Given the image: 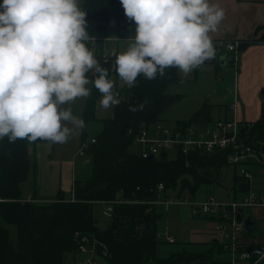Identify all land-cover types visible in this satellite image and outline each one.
Listing matches in <instances>:
<instances>
[{
    "label": "trees",
    "instance_id": "1",
    "mask_svg": "<svg viewBox=\"0 0 264 264\" xmlns=\"http://www.w3.org/2000/svg\"><path fill=\"white\" fill-rule=\"evenodd\" d=\"M81 10L86 22H98L102 28L111 18L119 26H127L128 18L120 0H83ZM102 67L111 72V63L101 59ZM199 67V66H198ZM197 67V68H198ZM195 68V70L197 69ZM93 80L96 75L87 74ZM180 80L179 69H165V75L148 80L142 74L135 86L124 85L120 103L114 106V115L101 120V129L85 149L89 156V176L74 178L72 192L59 190L55 198L36 201L37 161L29 154V146L43 139H18L10 142L0 139V264H65L78 258V234L94 233L109 250L104 258L109 264H199L223 263L218 258L223 244L213 240L206 249L188 250L184 246L167 256L156 254L159 223L165 216L164 205L146 201L156 197V187L163 183L166 190L181 196L185 190L194 194L202 182H214L220 166L226 163L223 151L203 154L195 151L174 157L147 159L136 154L134 139L145 125L158 122L163 113L181 99L179 93H167L166 87ZM99 91L93 87L86 98L82 118L85 127L93 118V108ZM134 109V110H133ZM211 120V106L205 101L187 121L177 124ZM242 135L248 142L264 139V103L261 116ZM127 123L125 133H121ZM203 172H202V171ZM211 170H214V175ZM33 175L32 199L22 197V183ZM237 175V174H236ZM240 187L248 183L237 175ZM170 189V191H169ZM123 199L113 204L110 221L100 226L95 217L99 200ZM16 226L15 238H10L9 227ZM247 226V228H250Z\"/></svg>",
    "mask_w": 264,
    "mask_h": 264
},
{
    "label": "clouds",
    "instance_id": "2",
    "mask_svg": "<svg viewBox=\"0 0 264 264\" xmlns=\"http://www.w3.org/2000/svg\"><path fill=\"white\" fill-rule=\"evenodd\" d=\"M134 21L135 35L116 56L115 71L132 88L176 67L186 76L215 56L210 37L224 10L209 0H120ZM86 12L78 0L0 2V139L68 142L85 127L82 117L63 105L87 98L92 86L101 108L118 105L109 69L85 41ZM95 70V79L87 74ZM134 110V109H133Z\"/></svg>",
    "mask_w": 264,
    "mask_h": 264
},
{
    "label": "built area",
    "instance_id": "3",
    "mask_svg": "<svg viewBox=\"0 0 264 264\" xmlns=\"http://www.w3.org/2000/svg\"><path fill=\"white\" fill-rule=\"evenodd\" d=\"M2 2V0H0ZM90 38V37H89ZM92 38L84 43H91ZM216 51H226L228 61L235 72L232 93V102L229 107L233 110L232 118L225 117L207 122H193L189 125L173 123L172 125L160 122L143 126L134 139V152L143 158L153 155L154 158L161 157V152H166V157H174L177 154H188L199 151L203 154H212L223 151L226 163L236 169V174L243 178L248 186L245 189L238 187L235 195L228 200H217L210 195L204 200L196 201L188 198L174 199L176 195L164 197L166 190L163 183L156 187V197L150 200H129L146 201L150 203L169 205L173 202L188 204L190 214L195 217H210L215 220V228L221 233V243L228 255L229 264H264V242L250 243L244 238L248 231L245 220L248 217L244 214L245 208H264V191L253 188L251 185L250 167H264V139L248 142L243 133L250 127L251 122L239 120L237 116L238 89L237 72L239 69V54L242 41L239 39L217 38L213 39ZM116 51H102L100 59L110 62L111 68L115 69ZM118 96L121 93L117 92ZM244 129V132H242ZM82 141L79 154H85V149L91 141ZM181 149V152L178 150ZM175 196V197H174ZM0 200H2L0 198ZM124 201L123 199L99 200L97 203L107 205L105 213L113 214V204ZM241 218H238V215ZM161 240L174 242L175 239L169 233L164 237L158 233ZM78 258L74 264H98L108 253L107 245L94 233L78 234Z\"/></svg>",
    "mask_w": 264,
    "mask_h": 264
},
{
    "label": "rangeland",
    "instance_id": "4",
    "mask_svg": "<svg viewBox=\"0 0 264 264\" xmlns=\"http://www.w3.org/2000/svg\"><path fill=\"white\" fill-rule=\"evenodd\" d=\"M78 3L81 4V0H78ZM135 22L130 21L128 19L127 26H123L120 28H115L118 30L113 31V28H107L106 31H101L97 27V21L95 20H88L86 22V31L89 34V37L92 38L91 44L95 48H89L94 54V57L96 58V52L98 54H101V49L105 48V43L107 37H103L106 35H112L114 37L119 36L123 37L118 42L119 44V51L121 50V45L127 49L129 44L131 43L130 40H128L129 37H134L135 35ZM213 43V41H212ZM106 51H113L111 49H107ZM115 51V50H114ZM216 65H218L216 63ZM215 69L219 70L215 67V64L212 66H208L207 71H204L203 73H200L196 75L193 71L188 74L187 76L181 71V79L177 82L170 83L166 87L167 93H179L182 95L181 99L174 103L172 107H170L166 112L163 113V116L158 121L162 124L166 125H172L173 123H178L180 121H187L188 117L196 108L199 107L200 104H202L205 100L208 101H228L229 104L232 102V93H227L226 97H223L222 95H216V92L214 91L216 89L215 82L213 81L215 77ZM222 71L221 74L223 75V78L220 77L219 73L216 75L218 76V79L222 80L225 86L232 87L234 83V73L233 68L230 66L227 70ZM257 70L254 69V95L250 97V93L246 94L242 89L237 87L238 89V106H237V116L239 120H250L251 118H254V96L258 95V98L260 100L264 101V71L256 72ZM115 69L111 68V72L109 74V78L114 83L113 93L115 94V85L117 81L118 89L120 85L123 83V81L120 79V77L116 76ZM192 79H189V78ZM91 80V79H90ZM86 87L91 89V92L93 90L92 84L86 85ZM90 92V94H91ZM210 94V97L208 96ZM102 97V94L99 93L95 100L94 104V110H93V118L90 119L86 124V135L84 137V141H89L92 136L98 132L101 126V120L104 118H110L114 115V106L111 107L108 110H104L100 106V99ZM86 98H77L74 102H70L69 104L63 105L62 107H71L73 114L76 116H81L83 104L85 103ZM85 105V104H84ZM233 116V110L229 108V114L228 117L232 118ZM190 118V117H189ZM175 119H187V120H179L174 121ZM96 136V135H95ZM69 143L70 140H69ZM69 149L71 148V145L68 146ZM83 167L78 168V176H89L91 174V169L89 165L87 164L89 161V156L84 155L83 158ZM237 167L224 163L222 166H220V171H218L216 181L215 182H202L198 189L195 191L194 194L190 193V191L187 189L184 191V193L181 194V196H174V199H183L188 198L190 200H204L210 195H213L217 200H228L232 198L231 192L233 187V174L234 170H236ZM202 171V170H201ZM214 170H211L212 174L214 175ZM203 172V171H202ZM251 172V185L253 188L259 189L264 191V177H260L258 174L257 167L251 166L250 167ZM27 181V180H26ZM25 182L22 183V188L24 185H26ZM170 191V189H169ZM176 191L171 192L170 195H176ZM231 196V197H230ZM22 197H24L22 193ZM230 197V198H229ZM26 199V198H25ZM36 201H40L37 200ZM165 209V216L159 223V230L161 232V236L164 237V233L170 230V232L174 235L176 238V242H167V241H160L157 244L156 252L160 256L167 255L171 250L181 249L180 246L185 243L187 240H198L199 238H203V240H211L213 238H221V233L215 229V220L210 217H195L190 214V208L188 204H183L180 202H173L169 205L163 206ZM107 208V205H103L101 203H97L95 205V217L97 220L98 225L103 226L107 224L111 216L107 215L105 213V210ZM251 208H245L244 214L246 215L247 212L250 211ZM262 212H264V208L260 207H254V228H251V230H254V234H259L261 231L262 234H264V217L261 219V217H258ZM3 225L9 227L10 229V238L13 239L16 236V226L14 224H9L4 222ZM168 233V232H167ZM209 236V237H207ZM194 248L196 249H206L207 245L200 244L199 242L196 243ZM188 250H195L189 246H184ZM65 264H74V262H71L70 256L68 255ZM98 264H109L107 260L100 259Z\"/></svg>",
    "mask_w": 264,
    "mask_h": 264
},
{
    "label": "crops",
    "instance_id": "5",
    "mask_svg": "<svg viewBox=\"0 0 264 264\" xmlns=\"http://www.w3.org/2000/svg\"><path fill=\"white\" fill-rule=\"evenodd\" d=\"M82 2L83 0H81V4H79L80 8ZM209 2L212 4L219 5L224 10V18L221 21V23L218 25L217 30L209 34L211 39L213 40L217 38H229V39H239L242 41L241 51L239 54V69L237 72V87L239 86V88L242 89L246 94L250 93V97H252L254 95V69L257 70L256 71L257 73L264 71V0H209ZM97 27H98V22H97ZM120 27L123 26H119L116 23L113 25L110 24V22H108L104 24L102 28L99 27L98 28L101 29V31H106L107 28H113V31L111 32H115V30H118L115 28H120ZM103 37H107L108 39H106L105 48H102L100 50L101 52L107 49H111L113 51L114 50L116 51V56H117L118 54L126 50V48H124L121 45V50L119 51L118 42L123 37H119V36L114 37L113 34L106 35ZM85 44L86 47L95 48L91 43H85ZM221 56H225L223 60L224 61L223 64H220L218 61L216 62L218 65H216V63H203L196 70L194 69L193 72L196 75H198L200 73H203L204 71H207L208 66L210 65L212 66L213 64H215V67L218 68L219 70L215 69L216 73L213 81L215 82L216 89L214 91L216 92V95H222L223 97H226L227 93H229L230 95L231 93L230 90L232 89L233 86L227 88L225 86L226 84H224V82L222 81L223 79L222 80L218 79V76L216 77V75H218L219 73L220 77L223 78V75L221 74L222 71L220 70L224 69L226 71L227 68L228 67L230 68L231 65L228 61V53L226 51L215 50L214 58L218 59ZM96 59L98 61L100 60V54H98L97 52H96ZM233 73L235 78L234 70ZM89 74L96 75L95 70H91ZM116 76L119 77L117 73ZM179 77L180 79L182 78L180 70H179ZM189 79L192 78L190 77ZM124 85L125 82L123 81V83L120 85L118 89L117 81H116L115 94L117 92L121 93ZM208 96L210 97V94H208ZM118 97L119 96H117V98ZM205 101H207L211 106V120L228 117L229 108H230L229 107L230 104L228 101L227 102L226 101L216 102V101H208V100ZM263 103L264 101L260 100V98H258V95L254 96L255 117L251 118L250 120L246 119V121H255L258 118H260ZM84 104H83L82 113L84 110ZM202 104H200L199 107L196 108V110H198L202 106ZM173 105H171L170 107H172ZM196 110H194V112ZM194 112H192L189 117H191V115ZM189 117L187 119H189ZM187 119H175L174 121L176 122L179 120H187ZM100 129L98 130V132L100 131ZM98 132H96V134ZM95 135L92 136V138H94ZM82 139H83L82 130H80L76 135H74L70 139L71 143H69L68 141L64 144H56L49 140H46V141L37 142L35 144H31L29 146V154L31 155L32 158H35L37 161V170H36V178H35L36 187H37V198H36L37 200L47 201L52 198H55L59 190H62L66 195H69L72 192L74 178L76 175H78V168L83 167L82 158L85 154H79V148ZM69 145H71L72 149L68 148ZM87 162H88L87 164H89V161ZM257 169L260 177H264V167H259ZM33 181H34L33 175H30L25 183L26 185H24V187L22 188V193L26 199H32L33 197L32 195ZM240 183H241L240 180H237L236 170H234L233 187L231 192L232 197L235 195V192L237 191L238 187L241 185ZM246 216L248 217V219H251L253 222L251 224V227L244 234V238L248 240L250 243L264 242V234H262L261 231L259 232V234L255 235L254 230H251V228H254V207H251L250 211L246 213ZM258 217H261L262 219L264 217V212L258 215ZM167 230L168 231L166 232H168L170 235L174 237V235L170 232V230L169 229ZM158 233L161 234L160 230H158ZM174 239H175L174 242H176L175 237ZM213 240H218L219 242H221V238L220 239L213 238L211 240H206V241L203 240V238L201 239L199 238L198 240L195 239V240L185 241V243L182 244L180 248H182L183 246H189L193 249H196L194 248L196 245H198L196 243L199 242L200 244H205V243H210ZM170 252L167 255H169ZM218 258L222 260L223 263H199V264H229L228 255L226 252H223L221 255L218 256Z\"/></svg>",
    "mask_w": 264,
    "mask_h": 264
},
{
    "label": "water",
    "instance_id": "6",
    "mask_svg": "<svg viewBox=\"0 0 264 264\" xmlns=\"http://www.w3.org/2000/svg\"><path fill=\"white\" fill-rule=\"evenodd\" d=\"M109 22H110V24H113V25L116 23L114 18H111ZM224 58H225V56H221V57H219L218 59H216V58L213 57V58L210 59V60H206L204 63H216V62L218 61L220 64H223V62H224V61H223ZM126 127H127V123H125V124L123 125L122 129H121V133H122V134L125 133V131H126ZM242 132H244V129H242ZM178 152H181V149H179ZM160 156H161L162 158H165V157H166V152H165V151L161 152ZM153 158H154V156H153V155H150L147 159H153ZM238 218H239V219L241 218L240 213H239V215H238ZM252 222H253V221H252L251 219H246V220H245V224H246V226H250V225L252 224Z\"/></svg>",
    "mask_w": 264,
    "mask_h": 264
}]
</instances>
